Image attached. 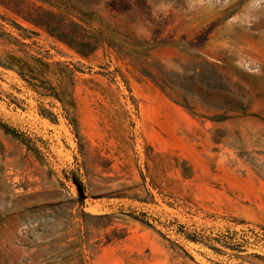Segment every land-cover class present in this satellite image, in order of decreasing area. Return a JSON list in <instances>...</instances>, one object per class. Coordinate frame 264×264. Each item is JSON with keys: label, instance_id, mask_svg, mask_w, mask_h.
Here are the masks:
<instances>
[{"label": "rangeland", "instance_id": "374dc122", "mask_svg": "<svg viewBox=\"0 0 264 264\" xmlns=\"http://www.w3.org/2000/svg\"><path fill=\"white\" fill-rule=\"evenodd\" d=\"M263 37L264 0H0V56L43 69L0 66V264H238L209 248L233 232L264 252Z\"/></svg>", "mask_w": 264, "mask_h": 264}, {"label": "trees", "instance_id": "16d2710c", "mask_svg": "<svg viewBox=\"0 0 264 264\" xmlns=\"http://www.w3.org/2000/svg\"><path fill=\"white\" fill-rule=\"evenodd\" d=\"M55 15L56 14H54L53 12L45 11L42 14H40L35 20H33V23L36 26L43 27L50 35L54 36L59 41L66 43L81 56L87 57L91 55L96 48L95 44L89 39H84L80 37L77 31H75L74 29H70V30L67 29L68 26L65 25L61 20H58ZM71 25L73 27L80 26L79 24L74 22L71 23ZM34 62L40 64V62L37 59H34ZM0 66L10 69L16 67L17 73L23 79H28L26 81L30 83V85H32L34 88H38L40 87V85H43V80L39 78L43 69L38 68L37 66L25 61L20 57L14 56L12 54H5L3 58L0 56ZM40 66L46 68L48 64L43 62L42 64H40ZM70 121L72 122V125L74 126L76 133H78L76 129L77 127L76 123L71 118ZM80 150H82L81 146H80ZM71 179L77 185H81V181L79 180L78 177L72 176ZM77 201L81 205L83 204L82 197L77 199ZM87 215L88 214L86 212L80 210L77 216L70 214V217L71 219L74 218L75 216L84 219V217ZM109 216L111 215L104 214L100 217L105 218ZM186 235H188L187 237L189 239L196 241V238H191L189 234ZM237 235H238L237 232L219 234L217 237L212 238L216 243H218L219 246L210 244L209 248L214 253L220 256H226V255L229 256L230 259L236 260L238 264H264V252L256 251L255 249L249 251L248 245L252 243L249 240L250 237L245 236V234L241 236H237ZM253 238H254L253 241L258 243L261 242L264 245V232L261 234L253 233ZM226 250H228L229 252L227 253ZM215 264H229V263L216 262Z\"/></svg>", "mask_w": 264, "mask_h": 264}, {"label": "bare ground", "instance_id": "6f19581e", "mask_svg": "<svg viewBox=\"0 0 264 264\" xmlns=\"http://www.w3.org/2000/svg\"><path fill=\"white\" fill-rule=\"evenodd\" d=\"M263 39H264V37H263Z\"/></svg>", "mask_w": 264, "mask_h": 264}]
</instances>
